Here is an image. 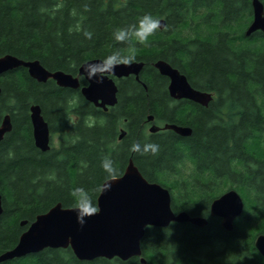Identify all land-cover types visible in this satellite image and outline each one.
Returning a JSON list of instances; mask_svg holds the SVG:
<instances>
[{"label":"trees","instance_id":"obj_1","mask_svg":"<svg viewBox=\"0 0 264 264\" xmlns=\"http://www.w3.org/2000/svg\"><path fill=\"white\" fill-rule=\"evenodd\" d=\"M146 14L163 19L165 26L143 44L131 39L134 62L144 66L139 80H116L117 103L108 112L82 97L86 81L81 77L73 90L51 79L39 83L24 68L0 76V119L9 114L12 125L0 141V254L15 246L37 215L57 203L76 207L77 187L88 190L96 207L98 188L122 175L132 159L148 182L170 191L174 213L208 219L204 227H147L140 244L147 264H264L254 247V239L264 234V34L245 36L251 0H0V57L37 60L50 72L77 76L89 60L117 50L128 54L129 43L115 40L114 32ZM157 60L217 98L208 108L182 105L178 113L192 129L190 137L148 131L147 117L161 125L169 105L168 80L153 67ZM33 104L40 106L50 133L58 135L57 147L47 152L34 146ZM213 113L221 116L214 120ZM134 143L160 147L155 154H142L131 151ZM105 159L114 172H105ZM229 189L238 192L244 207L226 231L207 212L211 201ZM22 221L27 224L20 226ZM1 264L140 262L138 257L79 261L67 248Z\"/></svg>","mask_w":264,"mask_h":264},{"label":"water","instance_id":"obj_2","mask_svg":"<svg viewBox=\"0 0 264 264\" xmlns=\"http://www.w3.org/2000/svg\"><path fill=\"white\" fill-rule=\"evenodd\" d=\"M252 20L245 31L249 37L255 32L264 34V5L260 0H251ZM165 21L160 20V30ZM100 59H92L83 63L78 69V75L73 76L63 71L50 72L37 60L23 61L13 55L0 57V76L18 68L27 70L30 78L39 83L53 80L57 86L76 90L80 87L79 78L85 72V67L99 63ZM143 62H133L131 65H117L114 73H105L91 80L85 79L86 85L81 87L82 97L94 107L104 112L117 103L116 80L134 76L139 80ZM153 67L161 76L169 80L168 92L171 98H184L202 105H207L210 95L194 90L188 83L186 76L163 60H157ZM32 138L34 146L41 152L51 148V134L39 105L29 108ZM153 120L148 116L147 121ZM12 129L9 114L0 119V141ZM161 128L152 125L149 133H156ZM162 129H171L180 136H189L191 130L187 127L165 125ZM125 131H121V140ZM110 185L107 190H100L96 199V211L83 216V223L79 222L76 207L65 208L60 203L52 206L45 213L37 215L20 234L15 246L0 254V264L36 254L44 249L70 248L79 261H94L96 259L111 260L117 258L127 261L138 257L140 264H147L141 256V240L147 227L165 228L170 223H190L203 227L206 220L191 217L181 211L174 213L171 208L170 191L158 183L148 182L134 165L132 159L118 177L105 180L101 187ZM241 196L234 189H230L218 198L212 200L210 216L220 218L221 227L231 231L234 221L243 211ZM2 213V198L0 195V215ZM22 221L20 226H25ZM254 247L264 258V235H258L254 240Z\"/></svg>","mask_w":264,"mask_h":264},{"label":"clouds","instance_id":"obj_3","mask_svg":"<svg viewBox=\"0 0 264 264\" xmlns=\"http://www.w3.org/2000/svg\"><path fill=\"white\" fill-rule=\"evenodd\" d=\"M160 28V20L153 17L150 14L142 16L135 24H131L126 28H119L114 32V38L117 41L128 42L129 52L126 55H122L119 50L112 52L108 56L104 57L99 63L89 65L85 67V72L82 75V79L91 80L99 77L105 73H114L117 65H131L135 60L134 54L135 45L131 43V39L135 38L139 43H145L149 37L152 36ZM85 36L90 38L91 33L85 32ZM159 145L155 143H146L141 147L139 143L131 145V151L155 154L159 151ZM102 167L106 173L114 172L113 163L110 159H105L102 163ZM110 185H105L98 190H107ZM73 196L75 197V205L78 210L79 222L83 223V216L95 212L94 201L91 194L87 189L83 187H77L73 190Z\"/></svg>","mask_w":264,"mask_h":264},{"label":"flooded vegetation","instance_id":"obj_4","mask_svg":"<svg viewBox=\"0 0 264 264\" xmlns=\"http://www.w3.org/2000/svg\"><path fill=\"white\" fill-rule=\"evenodd\" d=\"M252 20V19H251ZM250 24V23H249ZM256 33V32H255ZM175 68V67H174ZM180 71V70H179ZM181 73V72H180ZM181 74H183V73H181ZM186 79H187V77H186ZM168 80V79H167ZM187 81H188V79H187ZM188 83L190 84V82L188 81ZM168 85H169V80L167 81V84H166V93H167V96H168V98H169V105H168V107H167V111L165 112V115L167 116V118H166V120L165 121H163L162 122V124L161 125H158V124H156L155 123V119L153 118V120L152 121H150V122H148V129H149V127L150 126H152V125H156V126H158V127H160L161 129L158 131V132H163V133H165V134H173V135H175V136H177V138H179V139H184V138H187V137H190V135L189 136H180L179 134H177L175 131H173V130H171V129H162V127L163 126H165V125H175V126H178V127H187V128H189L190 130H191V133H192V129L188 126V125H185V124H183L182 123V121H183V118H181L180 117V115H179V111L182 109V105H185V104H187V103H191V104H194V105H196V106H199V107H201V108H208V106L211 104V103H213V102H215V100L217 99L216 98V96H215V94L214 93H212V92H208V91H203V90H200V89H198V88H196V87H193L191 84H190V86L194 89V90H197V91H200V92H204V93H207V94H209L210 95V101L208 102V104L207 105H202V104H200V103H196V102H193V101H191V100H188V99H184V98H180V99H176V98H171L170 97V95H169V92H168ZM184 116H186V115H184ZM219 116H221V115H218V114H216V113H213L212 114V118L214 119V120H216V119H218V117ZM186 118H187V116H186ZM188 118H194V114H189L188 115ZM222 119L223 118H225V117H221ZM157 133V132H156ZM230 190V189H229ZM228 191V190H227ZM225 193V192H224ZM171 198H172V196H171ZM212 202V201H211ZM171 203H172V200H171ZM211 204V203H210ZM209 207H210V205H209ZM179 212H181V211H179ZM207 215L210 217V218H214V219H216L217 221H218V225L221 227V225H220V222H221V220H220V218H218V217H212V216H210V211H209V209H208V212H207ZM195 217H200V218H203V219H205L206 220V224L204 225V226H206L207 225V223H208V219L206 218V217H201V216H195ZM190 224V223H189ZM233 225H234V223H233ZM203 226V227H204ZM222 228V227H221ZM223 229V228H222ZM259 235H262V234H259ZM264 235V234H263ZM255 240V239H254Z\"/></svg>","mask_w":264,"mask_h":264},{"label":"rangeland","instance_id":"obj_5","mask_svg":"<svg viewBox=\"0 0 264 264\" xmlns=\"http://www.w3.org/2000/svg\"><path fill=\"white\" fill-rule=\"evenodd\" d=\"M58 145V135L55 133L51 134V146L57 147Z\"/></svg>","mask_w":264,"mask_h":264}]
</instances>
